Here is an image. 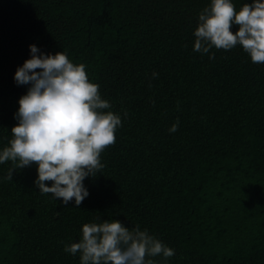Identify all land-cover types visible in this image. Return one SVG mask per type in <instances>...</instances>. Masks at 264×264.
I'll return each instance as SVG.
<instances>
[{
	"label": "trees",
	"instance_id": "16d2710c",
	"mask_svg": "<svg viewBox=\"0 0 264 264\" xmlns=\"http://www.w3.org/2000/svg\"><path fill=\"white\" fill-rule=\"evenodd\" d=\"M232 3L238 11L252 0ZM210 5L0 0V151L29 87L14 80L29 45L84 64L111 105L104 111L122 121L79 206L42 194L36 164L8 180L13 164L0 163V264H80L65 246L103 219L138 225L174 249L146 257L154 264H264V64L239 44L194 51Z\"/></svg>",
	"mask_w": 264,
	"mask_h": 264
},
{
	"label": "clouds",
	"instance_id": "9594fccd",
	"mask_svg": "<svg viewBox=\"0 0 264 264\" xmlns=\"http://www.w3.org/2000/svg\"><path fill=\"white\" fill-rule=\"evenodd\" d=\"M198 21L194 51L206 54L213 46L231 50L239 44L253 63L264 64L262 0L245 3L238 11L232 0H211ZM233 24L239 26L235 34L230 30ZM29 48L31 58L14 76L17 85L29 87L18 101V123L11 129L9 146L0 151V163L13 164L8 180L17 168L36 164L34 183L42 194L62 198L64 205L74 198L79 206L89 195L83 181L103 169L100 155L115 143L122 121L119 114L104 111L111 105L101 98L99 85L90 82L84 64H74L62 51L52 55L40 52L36 45ZM209 58L214 59V53ZM178 124L177 120L169 131H177ZM46 181H51V186ZM64 250L72 255L80 253V264H154L146 257L162 255L167 259L174 255V249L147 229L104 219L84 224L79 242L66 245Z\"/></svg>",
	"mask_w": 264,
	"mask_h": 264
}]
</instances>
